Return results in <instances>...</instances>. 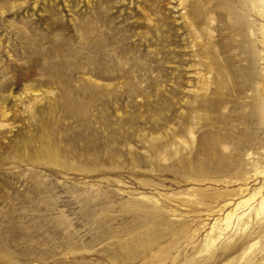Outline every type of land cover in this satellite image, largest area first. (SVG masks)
Here are the masks:
<instances>
[{
  "label": "rangeland",
  "instance_id": "374dc122",
  "mask_svg": "<svg viewBox=\"0 0 264 264\" xmlns=\"http://www.w3.org/2000/svg\"><path fill=\"white\" fill-rule=\"evenodd\" d=\"M261 7L0 0V264H264Z\"/></svg>",
  "mask_w": 264,
  "mask_h": 264
},
{
  "label": "bare ground",
  "instance_id": "6f19581e",
  "mask_svg": "<svg viewBox=\"0 0 264 264\" xmlns=\"http://www.w3.org/2000/svg\"><path fill=\"white\" fill-rule=\"evenodd\" d=\"M259 2L261 3V8H263V15H264V0H259ZM260 6V5H259ZM260 8V7H259ZM264 25V24H263ZM264 27V26H263ZM264 30V29H263ZM194 31V30H193ZM264 42V41H263ZM28 90V89H27ZM261 90H262V94H263V97H264V75H263V83H262V86H261ZM27 92V91H26ZM22 100V97H20V102ZM32 105L29 104V108H31ZM9 115V112L7 111V108H5L4 105H0V127H5L7 126L8 124L4 121V119ZM250 132V131H248ZM263 143V142H262ZM264 144V143H263ZM207 146V145H206ZM254 198V197H253ZM245 201H248V200H243L242 202H245ZM239 204H241V201L237 203V205L235 206V209H234V212L236 211V209L238 208ZM252 203L248 206H251ZM254 209H255V216L256 218L260 219L262 216H264V197L261 198L260 201H258L257 204L254 205ZM232 212H227L226 213V218H225V221H226V227L225 229H227L230 224H231V219H232ZM245 212H243L244 214ZM215 226H216V222H214L211 226V229H210V237H211V243H214L215 242V237L212 236L213 232H214V229H215ZM220 237V235H219ZM218 237V238H219Z\"/></svg>",
  "mask_w": 264,
  "mask_h": 264
}]
</instances>
